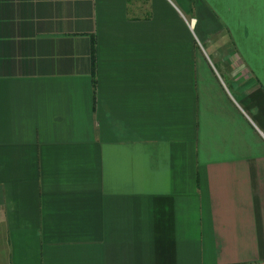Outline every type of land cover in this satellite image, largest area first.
<instances>
[{
  "label": "crops",
  "instance_id": "0c3cea01",
  "mask_svg": "<svg viewBox=\"0 0 264 264\" xmlns=\"http://www.w3.org/2000/svg\"><path fill=\"white\" fill-rule=\"evenodd\" d=\"M0 264H264V0H0Z\"/></svg>",
  "mask_w": 264,
  "mask_h": 264
}]
</instances>
